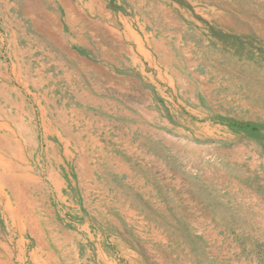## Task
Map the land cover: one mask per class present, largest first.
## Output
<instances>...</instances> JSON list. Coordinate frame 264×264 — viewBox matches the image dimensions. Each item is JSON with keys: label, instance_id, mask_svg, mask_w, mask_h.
Listing matches in <instances>:
<instances>
[{"label": "rangeland", "instance_id": "1", "mask_svg": "<svg viewBox=\"0 0 264 264\" xmlns=\"http://www.w3.org/2000/svg\"><path fill=\"white\" fill-rule=\"evenodd\" d=\"M88 1L0 0V264H264V0Z\"/></svg>", "mask_w": 264, "mask_h": 264}, {"label": "bare ground", "instance_id": "2", "mask_svg": "<svg viewBox=\"0 0 264 264\" xmlns=\"http://www.w3.org/2000/svg\"><path fill=\"white\" fill-rule=\"evenodd\" d=\"M159 48H160V47H159ZM2 112H3V110H2ZM3 115H4V114H3ZM4 116H5V115H4ZM14 118H15V117H14ZM14 118H13V119H14ZM16 119H17V118H16ZM17 120H18V119H17ZM14 121H15V120H14ZM6 122H7V121H6ZM3 124H4V123H3ZM15 124H16V123H15ZM17 124H18V123H17ZM12 125H13V124H12ZM20 126H21V125H20ZM20 126H19V127H20ZM8 128H9V127H8ZM19 129H20V128H19ZM16 130H17V129H16ZM16 130H15V131H16ZM21 132H22V129H21ZM11 134H12V133H11ZM24 134H25V133H24ZM3 139H4V138H3ZM10 139H11V137H10ZM27 139H28V138H27ZM0 140H1V139H0ZM4 140H6V139H4ZM28 140H29V139H28ZM6 141H7L6 143H8V140H6ZM1 142H3V141H1ZM10 142H11V141H10ZM8 144H10V143H8ZM13 144H14V143H13ZM10 146H11V145H10ZM13 146H14V145H13ZM16 146H17V145H16ZM2 147H3V146H2ZM16 149H17V148H16ZM5 150H6V148H5ZM5 150H4V151H5ZM7 150H8V149H7ZM7 150H6V151H7ZM19 150H21V149H19ZM2 151H3V150H2ZM8 151H9V150H8ZM17 151H18V150H17ZM17 151H16V152H17ZM12 152H13V151H12ZM1 153H2V152H1ZM13 154H15V153H13ZM19 154H20V153H19ZM11 156H12V155H11ZM1 157H2V156H1ZM8 157H9V156H8ZM23 157H24V156H23ZM2 159H3V158H2ZM5 159H6V158H5ZM15 159H16V158H15ZM3 160H4V159H3ZM7 160H8V159H7ZM17 160H18V158H17ZM21 160H22V159H21ZM15 161H16V160H15ZM23 161H25V160H23ZM1 162H2V161H1ZM11 162H12V161H11ZM2 164H3V163H2ZM16 164H17V163H16ZM16 164H15V165H16ZM24 164H25V163H24ZM0 166H2V165H0ZM3 166H4V165H3ZM25 166H26V165H25ZM8 167H9V166L7 165V170H8ZM14 167H15V166H14ZM9 168H10V167H9ZM20 168H24V167H20ZM18 169H19V168H18ZM11 170H12V169H11ZM16 170H17V169H16ZM22 170H23V169H22ZM14 171H15V169H14ZM18 171H19V170H18ZM23 173H24V172H23ZM4 174H5V173H4ZM9 175H10V174H9ZM12 175H13V174H12ZM15 175H16V174H14V176H15ZM27 175H28V174H27ZM27 175H26V176H27ZM0 176H1V175H0ZM10 176H11V175H10ZM14 176H13V177H14ZM17 176H18V175H17ZM22 176L26 177L25 175H22ZM1 177H2V182H3L2 184H4V181H5V183H7V181H9V183H8V187L10 186L11 188H13L14 190H17V191H18V190H21V188H20L18 182H16L17 185H16L15 183H14L15 185H13V184H12V181H11L12 179H11V180H9V179L7 180L6 175H5L4 177H3V175H2ZM15 177H16V176H15ZM15 177H14V178H15ZM24 177H23V178H24ZM17 178H18V177H17ZM18 179H20V178H18ZM24 179H25V178H24ZM15 180H16V178H15ZM0 181H1V180H0ZM16 181H17V180H16ZM21 181H23V180L21 179ZM30 181H31V180H30ZM26 182H27V181H26ZM29 184H30V183H29ZM5 185H6V184H5ZM28 186H29V185H28ZM1 188H2V187H1ZM1 188H0V192L2 191ZM5 188H6V187H5ZM23 188H24V187H22V189H23ZM6 190H7V189H6ZM14 190H13V191H14ZM8 191H9V190H8ZM18 192H19V191H18ZM18 192L14 191V192H13V194H14L13 196H14V198H16V200L19 199V202L23 205V202H26V199H27V198H25V199L22 198V193H23L22 191H21V193H20V192L18 193ZM1 193H2V192H1ZM4 194H5V193H4ZM5 198H6V197H5ZM6 200H7V199H6ZM14 202H15V201H14ZM17 202H18V200H17ZM19 202H18V203H19ZM5 203H6V202H5ZM5 203L3 204L4 206H5ZM14 204H15V203H14ZM16 204H17V203H16ZM6 205H7V208H8V203H6ZM25 205H26V203H25ZM0 206H1V204H0ZM9 207H10V205H9ZM3 208H4V207H3ZM21 209H22V208H21ZM3 211H4V210H3ZM13 212H14V211H12L10 208H9V211L6 209V210L3 212V217L6 216V221H5V223H6V226H7V228H8V232H11V233L13 234V232L10 231V229H11L10 226L8 225V219H9V218H8L7 215H6L7 213H9V215L11 216V219L13 220V225H16V226H13V227L16 229V231L19 232V233H22V232H24L25 228H23V226H19V225H17V224L15 223V219H16V218L14 219ZM16 212H17V211H16ZM19 214H20V213H19ZM18 217H19V216H18ZM23 217H24V216H23ZM17 219H18V218H17ZM23 221H24V220H23ZM16 231H15V232H16ZM1 238H5V236H4L3 234L0 233V240H1ZM4 243H5V242H4ZM23 244H24V243H23ZM19 248H20V247H19ZM6 249H7V247H4L3 244L0 243V257H2V252H1V250H2V251H5ZM6 251H7V250H6ZM7 252H8V251H7Z\"/></svg>", "mask_w": 264, "mask_h": 264}, {"label": "crops", "instance_id": "3", "mask_svg": "<svg viewBox=\"0 0 264 264\" xmlns=\"http://www.w3.org/2000/svg\"><path fill=\"white\" fill-rule=\"evenodd\" d=\"M90 1V2H89ZM88 2H86L85 4H86V6H88L90 3H91V1L92 0H89ZM58 2H59V4L61 5V6H70L68 3H69V0H58ZM47 3L48 4H51V0H47ZM36 6H38V5H36ZM41 6H44L43 4H41ZM5 7H9V6H5ZM8 10V9H7ZM5 95V94H4ZM8 98H10V96L7 94L6 95Z\"/></svg>", "mask_w": 264, "mask_h": 264}]
</instances>
